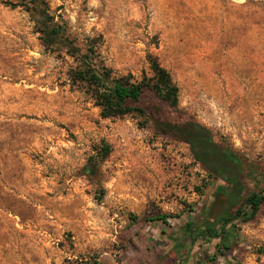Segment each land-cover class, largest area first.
I'll return each instance as SVG.
<instances>
[{
    "label": "rangeland",
    "instance_id": "obj_1",
    "mask_svg": "<svg viewBox=\"0 0 264 264\" xmlns=\"http://www.w3.org/2000/svg\"><path fill=\"white\" fill-rule=\"evenodd\" d=\"M7 1L0 264H264V206L236 226L231 251L213 250L196 232L179 248L188 223L221 210L220 182L145 119H102L69 81L72 59L45 50L35 17ZM45 1L79 46L100 39L114 75L149 78L154 57L178 89V109L253 166L264 189V0ZM103 146L110 150L101 160ZM254 187L246 181L242 197ZM161 216L166 225L151 223Z\"/></svg>",
    "mask_w": 264,
    "mask_h": 264
},
{
    "label": "trees",
    "instance_id": "obj_2",
    "mask_svg": "<svg viewBox=\"0 0 264 264\" xmlns=\"http://www.w3.org/2000/svg\"><path fill=\"white\" fill-rule=\"evenodd\" d=\"M5 4L21 8L35 17L36 33L45 50L63 52L72 59L75 66L69 70V81L82 86L84 94L99 109L102 119L135 115L150 122L157 134L188 146L195 162L209 177L220 182L216 190L222 197V207L213 218L204 217L203 224L188 223L182 233L185 239L179 240V248L187 239L196 242L197 237H193L196 232L211 240L208 245L213 250L231 251L237 239L236 226L253 220L264 206V189H258L262 176L253 166H247L243 157L216 142L209 129L178 109V89L170 74L149 56V78L136 81L131 75L116 76L99 55L100 39L87 37L79 46L45 0H14V3L7 1ZM146 96L153 99L149 105L144 104ZM109 150L108 146L100 149L101 160L108 156ZM246 181L256 187L242 197ZM205 212L207 214V209ZM152 221L166 225L165 216ZM214 258L212 256L210 260Z\"/></svg>",
    "mask_w": 264,
    "mask_h": 264
},
{
    "label": "crops",
    "instance_id": "obj_3",
    "mask_svg": "<svg viewBox=\"0 0 264 264\" xmlns=\"http://www.w3.org/2000/svg\"><path fill=\"white\" fill-rule=\"evenodd\" d=\"M152 224H155V223H157V224H160V225H162V223L160 222V221H154V222H151ZM162 230V229H161Z\"/></svg>",
    "mask_w": 264,
    "mask_h": 264
}]
</instances>
